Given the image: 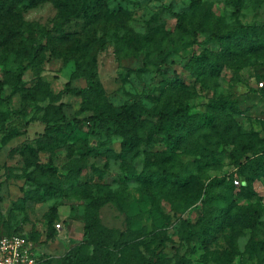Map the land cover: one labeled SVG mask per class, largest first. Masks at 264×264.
Instances as JSON below:
<instances>
[{
    "label": "rangeland",
    "instance_id": "1",
    "mask_svg": "<svg viewBox=\"0 0 264 264\" xmlns=\"http://www.w3.org/2000/svg\"><path fill=\"white\" fill-rule=\"evenodd\" d=\"M234 1H106L88 47L105 99L148 112L180 103L210 121L169 150L162 135L146 138L156 119L143 116L139 152L131 156L120 137L81 121L92 114L82 96L64 92L66 83L79 89L85 80L73 77L76 59L50 48L74 45L84 35L83 19L72 17L56 32L54 22L67 11L54 0H4L0 79L11 82L24 68L19 89L8 83L0 96V236H30L38 264H63L65 253L75 250L90 264H178L182 256L184 264H264V179L256 177L252 195L242 197L244 178L228 156L244 164L264 150V89H257L264 82V49L224 52L213 36L240 24L264 30V0H242L238 14ZM194 55L218 63L219 73L198 74ZM219 98L231 101L234 111L206 106ZM20 108L25 112L16 114ZM60 115L69 125L48 130L44 121ZM7 125L15 128L10 138L3 133ZM144 152L170 153L169 170L188 183L175 188L140 180ZM30 162L50 163L55 173ZM225 208L230 218H223ZM90 223L94 229L83 242Z\"/></svg>",
    "mask_w": 264,
    "mask_h": 264
},
{
    "label": "trees",
    "instance_id": "2",
    "mask_svg": "<svg viewBox=\"0 0 264 264\" xmlns=\"http://www.w3.org/2000/svg\"><path fill=\"white\" fill-rule=\"evenodd\" d=\"M41 1L42 0H11V5L15 2L35 5ZM106 1L107 0H54L57 7L66 9L67 11L60 19H56L54 22L53 29L56 32H59L62 24L72 17L82 18L84 21V35L80 36L74 45L61 50V52H58L57 48H50L53 54H64L74 60L76 59L77 65L73 77L83 78L85 80V86L79 89L71 87L69 83H66L64 92L82 96L84 102L91 105L89 107L92 110V114L87 118H83L81 121L99 130H104L105 132H110L120 137L122 139L121 144L124 153H132L131 156H136L138 154V147L141 140L139 129L143 125V116H151L156 119L148 131L147 139H150L153 134H160L162 135L165 146L169 150L178 148L189 138H193L199 133L201 129L207 125L206 123L210 125V121H208L204 115L191 114L189 113V107L180 103H177L173 108L163 107L154 109L151 112L144 109L136 110L130 104H123L116 108L104 97V87L98 78L96 70V55L94 52L89 54L88 47L94 43L95 32L97 25L103 17ZM3 2L4 0H0V6L3 5ZM233 3L235 13L238 14L242 5V0H236ZM178 17L181 16L179 15ZM27 30L31 33L30 27H28ZM39 33L47 41L52 42L54 40L53 36H48L47 30L44 28H40ZM213 36L224 44V52L232 51V48L236 47H239L245 52L264 49V30H260L254 26L240 24L235 29H227L225 31L217 30L213 33ZM64 39H70V37L65 35ZM39 46L42 47V44H39ZM32 50V52L35 53L38 50V46L33 47ZM236 52L238 51L236 50ZM33 53L31 54L32 57ZM192 61L195 71L198 74H204L206 72L218 74L220 71V65L218 63L206 61L199 55H194ZM23 68L24 67L21 66L19 70H17L14 80L11 82H7L6 79H0V96L8 83L12 85L13 91L19 89L18 86L21 83ZM257 89L262 90L264 86L261 88L257 87ZM60 94L61 93L58 95ZM28 97L33 99L34 95L31 93ZM61 106L62 104H59L60 108ZM206 106L219 112L223 110L234 111V104L223 98L210 100ZM19 112L24 113L25 109L20 108V110L15 113L17 114ZM44 123L46 128L50 131H60L64 128V125H69V123L65 122L62 115L54 121L46 119ZM14 131L15 128L12 125H7L3 130L4 137H12ZM228 156L233 164L239 166L238 175L244 178L243 187L245 188L240 190V195L242 197H250L253 193L250 183L259 176L264 179V150L255 158H250L249 162L244 164L239 163L231 152H228ZM170 161V153L162 155L153 152H144L143 169L137 177L144 182L155 184L160 187L171 185L175 188H182L188 183V180L169 170L168 164ZM27 165H35L55 173L50 163L37 164L36 162H30ZM233 187L234 186L231 185V189H233ZM223 210V218H230L229 208ZM237 215L238 213L236 212L234 216ZM94 226V223L85 226L82 239L83 242L89 241ZM211 231L212 229L210 227L204 230L205 233H210ZM10 234H13V232L2 235ZM192 236L193 233L189 232L185 238L188 249L191 247ZM28 237L31 239L30 236ZM185 260V256H182L178 264H184ZM90 262L89 258L80 256L79 250H75L74 252L68 251L63 257V264H90Z\"/></svg>",
    "mask_w": 264,
    "mask_h": 264
},
{
    "label": "built area",
    "instance_id": "3",
    "mask_svg": "<svg viewBox=\"0 0 264 264\" xmlns=\"http://www.w3.org/2000/svg\"><path fill=\"white\" fill-rule=\"evenodd\" d=\"M261 88L264 82L258 83ZM238 184V180H234ZM59 229L60 223L55 224ZM39 252L32 239L20 233L0 236V264H38Z\"/></svg>",
    "mask_w": 264,
    "mask_h": 264
}]
</instances>
